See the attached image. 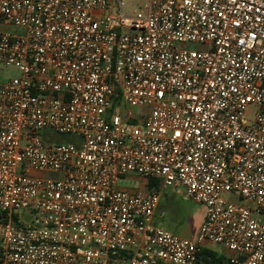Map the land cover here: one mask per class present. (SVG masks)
I'll use <instances>...</instances> for the list:
<instances>
[{
    "label": "built area",
    "instance_id": "1",
    "mask_svg": "<svg viewBox=\"0 0 264 264\" xmlns=\"http://www.w3.org/2000/svg\"><path fill=\"white\" fill-rule=\"evenodd\" d=\"M129 6L0 0V264H264V0ZM167 189L194 239L157 226Z\"/></svg>",
    "mask_w": 264,
    "mask_h": 264
},
{
    "label": "rangeland",
    "instance_id": "2",
    "mask_svg": "<svg viewBox=\"0 0 264 264\" xmlns=\"http://www.w3.org/2000/svg\"><path fill=\"white\" fill-rule=\"evenodd\" d=\"M130 6L127 11L141 9L145 0H128ZM185 48L198 49L197 45H183ZM18 71L14 69L4 70L0 68V83L18 76ZM133 114H142L144 109H132ZM251 118L255 113V109H251ZM74 140L75 138L70 135H61L58 139ZM141 184V180L137 179L135 175L127 181H122L121 186L126 188H137ZM223 199L228 203L242 205L243 199L236 193H224ZM160 208L157 214V226L172 231L181 237L194 239L198 227L202 221L201 206L197 205L194 201L186 198L177 190L167 189L163 192ZM211 248L220 256H227V251L219 246L213 245Z\"/></svg>",
    "mask_w": 264,
    "mask_h": 264
},
{
    "label": "trees",
    "instance_id": "3",
    "mask_svg": "<svg viewBox=\"0 0 264 264\" xmlns=\"http://www.w3.org/2000/svg\"><path fill=\"white\" fill-rule=\"evenodd\" d=\"M60 134H56L53 132H46L44 134V140L49 142V140H53L57 143H63V142H71L73 140L69 139H62L59 140ZM158 185V182L150 181V186ZM201 259L206 262V264H224L227 260L226 256H220L216 252L210 251V250H204L201 254Z\"/></svg>",
    "mask_w": 264,
    "mask_h": 264
},
{
    "label": "crops",
    "instance_id": "4",
    "mask_svg": "<svg viewBox=\"0 0 264 264\" xmlns=\"http://www.w3.org/2000/svg\"><path fill=\"white\" fill-rule=\"evenodd\" d=\"M136 178H137V177H136ZM137 179L141 180V184H140V186L137 187V188H127V189L132 190V191H145L146 188H145L144 185H142V183H144L143 180L140 179V178H137ZM160 203H161V202H160ZM197 205L201 206V205L198 204V203H197ZM159 208H160V207H159ZM201 213H202V221H201V223H200V225H199V227H198V230H199V228H200L202 222L204 221V217H205V211H204V208H203L202 206H201ZM197 232H198V231H197ZM210 249H212V248H210ZM212 250H213V249H212ZM213 251H214V250H213ZM214 252H215V251H214Z\"/></svg>",
    "mask_w": 264,
    "mask_h": 264
}]
</instances>
